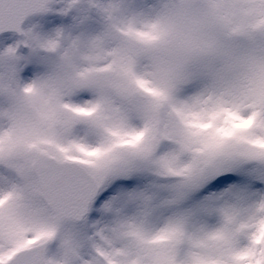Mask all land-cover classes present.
Here are the masks:
<instances>
[{
	"label": "snow or ice",
	"instance_id": "1",
	"mask_svg": "<svg viewBox=\"0 0 264 264\" xmlns=\"http://www.w3.org/2000/svg\"><path fill=\"white\" fill-rule=\"evenodd\" d=\"M3 44L0 264H264V0H0Z\"/></svg>",
	"mask_w": 264,
	"mask_h": 264
},
{
	"label": "rangeland",
	"instance_id": "2",
	"mask_svg": "<svg viewBox=\"0 0 264 264\" xmlns=\"http://www.w3.org/2000/svg\"><path fill=\"white\" fill-rule=\"evenodd\" d=\"M122 3H124L126 6L130 7V8H138L141 7L144 3V0H122ZM47 19V17H45L44 19H36L34 21V23L39 27L40 31L42 33H46L48 31H51L52 29L48 28L47 25L45 24V20ZM63 19L68 21V24L65 25H60V24H56L54 25V27H68L72 24L71 18L70 17H64ZM96 27V24L94 22L89 23L88 25H85L86 30L88 31H93ZM7 44H3L0 45V48L3 47H7ZM32 65H26V67H31ZM30 78V77H29Z\"/></svg>",
	"mask_w": 264,
	"mask_h": 264
}]
</instances>
